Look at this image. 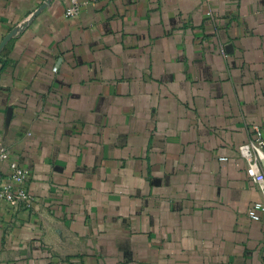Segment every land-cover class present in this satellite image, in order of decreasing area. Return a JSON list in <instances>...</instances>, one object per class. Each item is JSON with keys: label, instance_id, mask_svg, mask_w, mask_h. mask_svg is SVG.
<instances>
[{"label": "crops", "instance_id": "0c3cea01", "mask_svg": "<svg viewBox=\"0 0 264 264\" xmlns=\"http://www.w3.org/2000/svg\"><path fill=\"white\" fill-rule=\"evenodd\" d=\"M80 1L0 0V264H264V0Z\"/></svg>", "mask_w": 264, "mask_h": 264}, {"label": "built area", "instance_id": "2783aa9c", "mask_svg": "<svg viewBox=\"0 0 264 264\" xmlns=\"http://www.w3.org/2000/svg\"><path fill=\"white\" fill-rule=\"evenodd\" d=\"M82 2L71 0L66 7V15L77 16L81 11ZM208 14L212 12L209 10ZM238 153L246 162V172L249 179L260 189L264 197V131L260 125L253 126V136L238 145ZM228 157L221 156V160ZM7 164L8 171L3 172L1 165ZM29 170L11 158L10 151L0 145V202L18 205L21 202L26 207L33 203V197L27 188ZM264 214V201H255L248 210V216L259 220Z\"/></svg>", "mask_w": 264, "mask_h": 264}, {"label": "water", "instance_id": "95a60500", "mask_svg": "<svg viewBox=\"0 0 264 264\" xmlns=\"http://www.w3.org/2000/svg\"><path fill=\"white\" fill-rule=\"evenodd\" d=\"M11 37V34H8L0 43V52L3 49L5 43L7 42V40Z\"/></svg>", "mask_w": 264, "mask_h": 264}, {"label": "rangeland", "instance_id": "374dc122", "mask_svg": "<svg viewBox=\"0 0 264 264\" xmlns=\"http://www.w3.org/2000/svg\"><path fill=\"white\" fill-rule=\"evenodd\" d=\"M211 11V10H210Z\"/></svg>", "mask_w": 264, "mask_h": 264}]
</instances>
